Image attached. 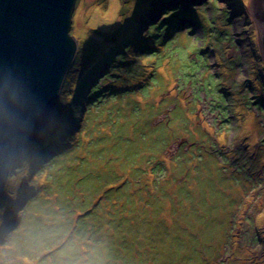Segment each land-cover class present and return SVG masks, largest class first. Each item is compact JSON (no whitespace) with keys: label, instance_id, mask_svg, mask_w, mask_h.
<instances>
[{"label":"rangeland","instance_id":"374dc122","mask_svg":"<svg viewBox=\"0 0 264 264\" xmlns=\"http://www.w3.org/2000/svg\"><path fill=\"white\" fill-rule=\"evenodd\" d=\"M261 4L75 0L74 59L0 193V264H264Z\"/></svg>","mask_w":264,"mask_h":264},{"label":"water","instance_id":"95a60500","mask_svg":"<svg viewBox=\"0 0 264 264\" xmlns=\"http://www.w3.org/2000/svg\"><path fill=\"white\" fill-rule=\"evenodd\" d=\"M74 3L0 0V193L9 167L53 113L76 52L69 34ZM260 13L264 23V0ZM261 59L264 67V28Z\"/></svg>","mask_w":264,"mask_h":264},{"label":"trees","instance_id":"16d2710c","mask_svg":"<svg viewBox=\"0 0 264 264\" xmlns=\"http://www.w3.org/2000/svg\"><path fill=\"white\" fill-rule=\"evenodd\" d=\"M149 63H150V62H149ZM149 63L146 62L145 65H144L142 68H147V67H149ZM132 83H133V81H132ZM127 88H129V87H127Z\"/></svg>","mask_w":264,"mask_h":264},{"label":"bare ground","instance_id":"6f19581e","mask_svg":"<svg viewBox=\"0 0 264 264\" xmlns=\"http://www.w3.org/2000/svg\"><path fill=\"white\" fill-rule=\"evenodd\" d=\"M260 7L262 8V4L260 5ZM151 41V39H149ZM76 47H77V44H76ZM107 50H110V47L107 49ZM68 69H69V66H68ZM122 89V88H120Z\"/></svg>","mask_w":264,"mask_h":264}]
</instances>
